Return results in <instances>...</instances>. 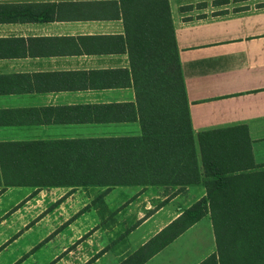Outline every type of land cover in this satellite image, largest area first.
I'll return each mask as SVG.
<instances>
[{
    "label": "crops",
    "instance_id": "0c3cea01",
    "mask_svg": "<svg viewBox=\"0 0 264 264\" xmlns=\"http://www.w3.org/2000/svg\"><path fill=\"white\" fill-rule=\"evenodd\" d=\"M172 32L198 173L197 135L215 132L212 139H248L255 168L247 173L264 174V0H0V179L8 183L0 192L24 193L16 223L52 226L36 247L45 249L41 257L16 264H119L126 256L111 253L97 225L136 224L128 239L152 224L126 245L132 254L206 196L202 185L69 181L111 173L90 161H121L119 151L152 139L135 88L154 71L157 49L165 56ZM39 177L50 184H31ZM212 256L207 214L144 264Z\"/></svg>",
    "mask_w": 264,
    "mask_h": 264
},
{
    "label": "trees",
    "instance_id": "16d2710c",
    "mask_svg": "<svg viewBox=\"0 0 264 264\" xmlns=\"http://www.w3.org/2000/svg\"><path fill=\"white\" fill-rule=\"evenodd\" d=\"M135 89L148 121L144 128L152 125L149 118L154 123L152 139L144 136L136 139L135 146L133 142L134 148L128 153L119 151L121 161H90L93 168L112 166L111 173L92 170L90 174H77L69 178L72 186L202 185L206 196L119 264H144L207 214L212 221L217 256L202 264H264V174L247 173L255 168L249 160L248 139H212L215 132L197 135L203 175L198 173L173 32L165 56L157 49L154 71L148 75L145 71ZM115 152L108 153L113 157ZM59 178L66 181V177ZM31 184L45 186L50 180L39 177Z\"/></svg>",
    "mask_w": 264,
    "mask_h": 264
},
{
    "label": "rangeland",
    "instance_id": "374dc122",
    "mask_svg": "<svg viewBox=\"0 0 264 264\" xmlns=\"http://www.w3.org/2000/svg\"><path fill=\"white\" fill-rule=\"evenodd\" d=\"M23 194L21 191L0 192V264H16L20 259H25L27 256L32 255L38 258L41 257V251L45 249L36 247L39 245L46 230L50 231L52 229L51 224H32L31 220L26 224L15 222L16 219L12 218V213L16 208L23 205V203L18 204L20 202L19 198ZM14 203H17L16 207ZM3 217H6L5 220H3ZM110 220L111 218H108L107 223L97 225V228L101 227V231H106L109 237V249L112 250L111 253L124 254L126 257L129 254L126 245H129V243L135 244V241L139 239V235L153 228L152 224H147L139 229L135 235L126 239V235L136 224H117L112 223ZM97 230L93 228V232L97 233ZM99 233H97V237ZM30 262L31 260L29 259L18 264H29Z\"/></svg>",
    "mask_w": 264,
    "mask_h": 264
}]
</instances>
